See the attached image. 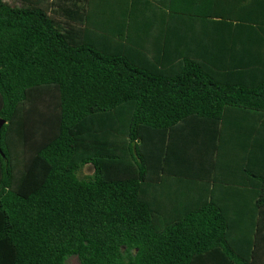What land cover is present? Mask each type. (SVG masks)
<instances>
[{
  "label": "trees",
  "instance_id": "obj_1",
  "mask_svg": "<svg viewBox=\"0 0 264 264\" xmlns=\"http://www.w3.org/2000/svg\"><path fill=\"white\" fill-rule=\"evenodd\" d=\"M0 119V264H264V0H0Z\"/></svg>",
  "mask_w": 264,
  "mask_h": 264
},
{
  "label": "crops",
  "instance_id": "obj_2",
  "mask_svg": "<svg viewBox=\"0 0 264 264\" xmlns=\"http://www.w3.org/2000/svg\"><path fill=\"white\" fill-rule=\"evenodd\" d=\"M257 124H258V122H257V120L256 119H254V130H253V133H255V137L260 133L259 131H260V129H258L257 130ZM249 131V130H248ZM250 133H252L251 132V130L249 131ZM239 134H240V131L238 132ZM241 136H242V132H241V134H240ZM232 153V156H233V152H231ZM256 157L257 156H254V160L256 159ZM259 166V169H257V165H255V167H254V169H255V172H257V171H259L260 172V165H258ZM255 181H256V178H255ZM259 185V184H258ZM256 186L257 185H254L253 187H254V189L256 188ZM253 190H251V188H246L245 189V191H243L244 193H242L241 194V196H242V199H241V196H239V199H237L239 202H244V203H248V204H250L251 202H253V200H255V198H252V194H250V192H252ZM242 192V191H241ZM262 234H264V233H262ZM258 240H259V242H258V249H261L262 248V246H263V242H264V235H263V237H261V238H258Z\"/></svg>",
  "mask_w": 264,
  "mask_h": 264
},
{
  "label": "rangeland",
  "instance_id": "obj_3",
  "mask_svg": "<svg viewBox=\"0 0 264 264\" xmlns=\"http://www.w3.org/2000/svg\"><path fill=\"white\" fill-rule=\"evenodd\" d=\"M87 169L88 170H84V171L89 172L90 169L89 168H87ZM66 264H78V262H77V259L75 258V256H70L66 259Z\"/></svg>",
  "mask_w": 264,
  "mask_h": 264
},
{
  "label": "water",
  "instance_id": "obj_4",
  "mask_svg": "<svg viewBox=\"0 0 264 264\" xmlns=\"http://www.w3.org/2000/svg\"><path fill=\"white\" fill-rule=\"evenodd\" d=\"M3 123V120L2 119H0V126H1V124Z\"/></svg>",
  "mask_w": 264,
  "mask_h": 264
}]
</instances>
